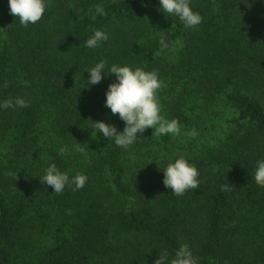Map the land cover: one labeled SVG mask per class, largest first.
<instances>
[{"label": "trees", "instance_id": "1", "mask_svg": "<svg viewBox=\"0 0 264 264\" xmlns=\"http://www.w3.org/2000/svg\"><path fill=\"white\" fill-rule=\"evenodd\" d=\"M96 5L107 14L91 20ZM191 8L195 28L158 0H47L25 27L0 0V101L28 102L0 109V264H152L185 243L198 264H264V187L251 179L264 159V0ZM94 29L109 39L90 49ZM101 59L158 74L160 115L178 120L180 139L149 128L125 150L96 134L92 121L124 127L103 103L115 75L87 87ZM180 156L199 187L176 196L161 169ZM53 162L85 174L84 187L52 193L39 178Z\"/></svg>", "mask_w": 264, "mask_h": 264}, {"label": "clouds", "instance_id": "2", "mask_svg": "<svg viewBox=\"0 0 264 264\" xmlns=\"http://www.w3.org/2000/svg\"><path fill=\"white\" fill-rule=\"evenodd\" d=\"M9 12L18 19L20 25L27 27L29 24L38 22L47 7V0H7ZM158 10L163 14L175 16L186 28H195L202 22V16L192 10L191 0H158ZM107 13L101 5H96L94 10H90L89 19L95 20L97 15L104 16ZM109 39V34L102 29H94L92 34L85 40V47L97 48L102 42ZM161 49L168 47L165 39L159 40ZM111 73L115 75V80L107 85L104 96V106L113 115L118 114V118L123 122L122 131L103 120L92 121L97 132L108 141H113L118 147L129 149L138 139L137 134L143 133L146 129L155 130L161 137L176 136L180 134L181 128L177 119H166L160 115V105L158 100V90L163 88V82L155 71H146L142 68H132L129 65L111 64L103 59L96 62L91 67H86L84 71L88 73L86 78L87 87L98 84L102 78ZM28 102L22 97H13L0 101L2 108H23ZM189 137L197 135L196 129L187 132ZM74 151L83 153L84 149L80 143L73 146ZM66 148H60L56 153L64 156ZM163 185L172 191L176 196L183 195L187 190H194L199 187V172L195 165L180 156L173 162H169L163 169ZM255 184L264 187V159H258L254 168L253 176ZM40 182L49 185L52 193L60 194L65 187H70L76 191L86 184L88 177L85 174L77 173L70 176L67 172H62L57 165L49 163L44 169ZM230 186V185H229ZM152 264H198V258L192 253L190 247L185 243L175 249L170 257L166 250H159Z\"/></svg>", "mask_w": 264, "mask_h": 264}, {"label": "rangeland", "instance_id": "3", "mask_svg": "<svg viewBox=\"0 0 264 264\" xmlns=\"http://www.w3.org/2000/svg\"><path fill=\"white\" fill-rule=\"evenodd\" d=\"M176 136H178L177 138H179V135H176ZM176 136H174V138L176 137ZM169 137L170 136H168V139H169ZM180 139V138H179ZM199 143H197V145H198ZM181 149H182V144L181 143H178V144H175L172 148H170V147H168L167 146V150H169L173 155L176 153V152H180L181 151ZM179 150V151H178ZM184 150V152H182L183 153V155L186 153L187 154V152L185 151L186 149H183ZM193 153L189 150V152H188V154L186 155V158H188L189 160L191 159V158H193L194 157V155L196 154L195 152H197V147H195V148H193ZM191 152V153H190ZM165 153H166V151H165ZM174 156H178V155H174ZM145 159H147V158H145ZM130 167H132L133 169L135 168V166L134 165H132V166H130ZM135 172V171H134Z\"/></svg>", "mask_w": 264, "mask_h": 264}]
</instances>
